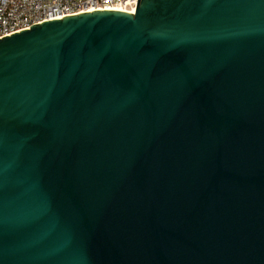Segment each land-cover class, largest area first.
Returning a JSON list of instances; mask_svg holds the SVG:
<instances>
[{"label":"water","instance_id":"obj_1","mask_svg":"<svg viewBox=\"0 0 264 264\" xmlns=\"http://www.w3.org/2000/svg\"><path fill=\"white\" fill-rule=\"evenodd\" d=\"M0 264H264V0L1 36Z\"/></svg>","mask_w":264,"mask_h":264},{"label":"built area","instance_id":"obj_2","mask_svg":"<svg viewBox=\"0 0 264 264\" xmlns=\"http://www.w3.org/2000/svg\"><path fill=\"white\" fill-rule=\"evenodd\" d=\"M135 4L136 0H0V37L86 10L113 8L134 13Z\"/></svg>","mask_w":264,"mask_h":264}]
</instances>
